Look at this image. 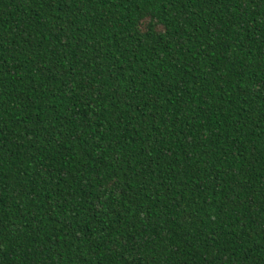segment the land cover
<instances>
[{
	"label": "trees",
	"instance_id": "obj_1",
	"mask_svg": "<svg viewBox=\"0 0 264 264\" xmlns=\"http://www.w3.org/2000/svg\"><path fill=\"white\" fill-rule=\"evenodd\" d=\"M0 264H264V0H0Z\"/></svg>",
	"mask_w": 264,
	"mask_h": 264
}]
</instances>
